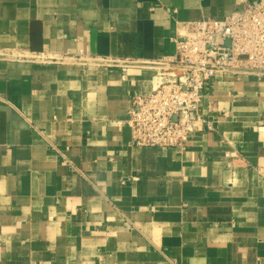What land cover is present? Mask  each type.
<instances>
[{"label": "crops", "instance_id": "obj_1", "mask_svg": "<svg viewBox=\"0 0 264 264\" xmlns=\"http://www.w3.org/2000/svg\"><path fill=\"white\" fill-rule=\"evenodd\" d=\"M243 1L0 0V264H264V76L210 80L181 153L127 123L171 38ZM79 51L113 62L39 58Z\"/></svg>", "mask_w": 264, "mask_h": 264}, {"label": "built area", "instance_id": "obj_2", "mask_svg": "<svg viewBox=\"0 0 264 264\" xmlns=\"http://www.w3.org/2000/svg\"><path fill=\"white\" fill-rule=\"evenodd\" d=\"M242 5V10L222 20L205 19L185 25V34L171 38L174 55L149 65L155 69L158 81L148 95L131 99L127 121L131 146L185 151L192 132L214 131L212 122L199 112L210 80L218 74L264 76V0L243 1ZM217 35L221 44L214 43ZM225 41L227 47L222 45ZM39 58L83 66L113 62L83 51L61 58ZM223 117L229 114L223 112Z\"/></svg>", "mask_w": 264, "mask_h": 264}, {"label": "water", "instance_id": "obj_3", "mask_svg": "<svg viewBox=\"0 0 264 264\" xmlns=\"http://www.w3.org/2000/svg\"><path fill=\"white\" fill-rule=\"evenodd\" d=\"M214 43L221 44V40H220L219 35L215 36ZM222 45L224 47H227L229 45V43H228V41H225V42L222 43Z\"/></svg>", "mask_w": 264, "mask_h": 264}]
</instances>
